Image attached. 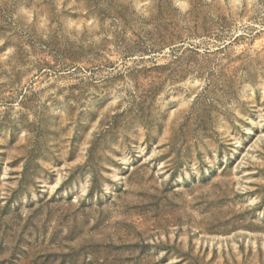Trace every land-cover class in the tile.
I'll return each instance as SVG.
<instances>
[{"label": "rangeland", "instance_id": "374dc122", "mask_svg": "<svg viewBox=\"0 0 264 264\" xmlns=\"http://www.w3.org/2000/svg\"><path fill=\"white\" fill-rule=\"evenodd\" d=\"M0 264H264V0H0Z\"/></svg>", "mask_w": 264, "mask_h": 264}]
</instances>
